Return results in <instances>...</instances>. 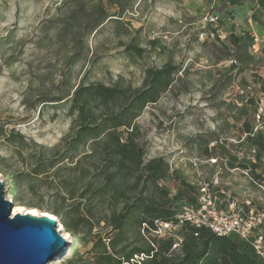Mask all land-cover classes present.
I'll use <instances>...</instances> for the list:
<instances>
[{
	"label": "rangeland",
	"instance_id": "1",
	"mask_svg": "<svg viewBox=\"0 0 264 264\" xmlns=\"http://www.w3.org/2000/svg\"><path fill=\"white\" fill-rule=\"evenodd\" d=\"M92 5L102 7L110 20L88 33ZM206 13L217 14L219 22L204 25ZM212 28L219 30L218 42L209 35ZM231 33L240 41L252 35L264 39V0H0L4 197L16 196L19 209H35L37 214L64 197V207L80 203L85 221L76 250H71L75 237L66 232L70 241L65 251L49 264L68 259L72 264H96L101 244L93 245L101 239L111 251L109 239L117 230L110 219L123 206L137 198L176 210L196 196L199 174L218 179L221 201L249 199L264 211V134L249 140L244 132L246 125L253 132L260 129L256 112L264 119V51L249 50L255 57L250 65L235 62ZM134 45L142 49L140 54L131 49ZM165 64L178 71L167 90L135 119V141L143 148V164L163 157L168 170L155 185L145 181V171L137 170L109 190V173L116 170L115 165L109 168V142L104 137L99 142L84 138L76 146L67 145L81 121L70 110L71 94L78 84L89 83L128 88L131 93L144 86L148 69ZM124 100L107 105L92 100L93 114L87 118L98 123ZM118 133L124 138V128ZM35 167L40 169L37 176L32 173ZM105 179L106 194L94 196L91 189ZM142 215L132 212L122 229L127 249L167 239L139 228ZM185 233L176 227L170 238L177 242ZM180 254L178 247L166 256Z\"/></svg>",
	"mask_w": 264,
	"mask_h": 264
},
{
	"label": "trees",
	"instance_id": "2",
	"mask_svg": "<svg viewBox=\"0 0 264 264\" xmlns=\"http://www.w3.org/2000/svg\"><path fill=\"white\" fill-rule=\"evenodd\" d=\"M89 13L93 16V20L86 26L88 33L96 32L105 21L110 20V15L99 5H92ZM113 20L118 19L114 18ZM219 20L218 16L217 23ZM65 25V22L60 23L62 28ZM211 25L208 24L207 26ZM208 32L214 41H219L220 35L217 28L208 29ZM228 40L235 49V62L250 65L255 61L254 55L249 52L252 45V36L248 40L240 41L237 35L231 33L228 36ZM131 49L137 54L142 52V49L137 45H134ZM262 50L264 51V49ZM177 71L178 68L171 64H165L160 68H150L146 71L144 86L140 89H135L131 93L128 88L119 89L102 83L78 84L74 88L71 94L70 110L76 112L81 121L76 126L67 145L76 146L84 138L99 142L101 137H104L106 142H109V148L111 149L109 153V168L116 166L115 172L109 173V190L116 189L118 187L117 184L133 177L134 172L137 170L146 172L144 179L149 185L157 184V181L165 176L168 170V163L163 157L143 164V148L135 141L137 136L135 119L149 103L156 102L159 95L167 90L171 85L172 77ZM127 92H129V95H126ZM67 96L60 97L55 101L63 100ZM121 98H125L123 103L110 114H102L98 123L92 124L87 118L89 114H93L91 112L92 106L89 105L90 101L95 100L100 104L107 105L109 102L116 104V101ZM254 116L257 119L256 121L261 123L260 129H256L253 132V127L246 125L244 132L249 140L264 134L263 115L256 112ZM120 128L125 130L124 138L118 133ZM260 149L264 151V141L260 144ZM61 158L63 159L64 156ZM32 173L37 176L40 173V169L35 167ZM90 187L91 183H88L86 190L90 189ZM107 190L108 181L105 179L101 185L92 188L90 192L94 196H99L106 194ZM13 200L16 204L19 202L16 196H13ZM58 200H60L59 205L45 210L42 209L41 211L56 216L64 230L75 237L76 241L71 246V250L74 252L78 241L82 240L77 237L79 228L83 225L85 226L84 218L80 216V203L74 201L64 207V197H58ZM194 200L195 195L183 201L181 205L192 203ZM181 205L176 210H172L151 205L136 198L133 203L123 206L120 212L110 219L111 227L117 230L116 237L109 239L111 251H107L106 245L102 243L101 239H98V243L93 245L96 248L97 244H101L99 245L101 246V251L97 257L96 264H125L129 262L133 255L141 253L147 257L135 264H262L248 244L244 242V245H241L234 239V237H237L236 235L220 236L206 228H195L187 224L181 227L186 232L184 239L182 238L181 243L178 245V247H181V254L173 258L166 256L168 251L174 250L173 244L176 242L170 237L159 240L153 239L150 245L146 247L135 246L127 249L126 245H122L124 241L122 229L125 227L126 221L132 212L145 213V215L137 219V225L139 228L142 226V230L148 232L153 227L154 220H174L175 214L179 211ZM89 230L90 225L88 224L86 231ZM195 241H200L201 245H192ZM65 264H72V260L68 259Z\"/></svg>",
	"mask_w": 264,
	"mask_h": 264
},
{
	"label": "built area",
	"instance_id": "3",
	"mask_svg": "<svg viewBox=\"0 0 264 264\" xmlns=\"http://www.w3.org/2000/svg\"><path fill=\"white\" fill-rule=\"evenodd\" d=\"M203 19L204 25L216 24L218 16L206 13ZM262 49H264V39L252 35L250 50L262 52ZM210 162L214 164L216 160L210 159ZM193 164L197 165L196 162ZM217 186V178L209 180L199 174L194 202L181 205L174 220H154L149 232L159 238H168L172 236V231L176 227L187 224L195 228H206L220 236L236 235L249 245L256 257L264 264V211L255 209L249 199L241 202L233 199L227 202L221 201L217 195L219 191ZM181 241L182 237L178 236L173 248H177ZM146 257L143 253L133 255L125 264L139 263Z\"/></svg>",
	"mask_w": 264,
	"mask_h": 264
},
{
	"label": "water",
	"instance_id": "4",
	"mask_svg": "<svg viewBox=\"0 0 264 264\" xmlns=\"http://www.w3.org/2000/svg\"><path fill=\"white\" fill-rule=\"evenodd\" d=\"M0 179V264H49L65 251L70 238L61 235L62 225L48 212L13 214L16 203L4 197Z\"/></svg>",
	"mask_w": 264,
	"mask_h": 264
},
{
	"label": "bare ground",
	"instance_id": "5",
	"mask_svg": "<svg viewBox=\"0 0 264 264\" xmlns=\"http://www.w3.org/2000/svg\"><path fill=\"white\" fill-rule=\"evenodd\" d=\"M28 212H32L33 214H35L34 216L41 215L44 213V212H40L37 214L35 209H30V210L24 211V210L19 209L16 205L13 208V214H16V213H22L23 214V213H28ZM49 215L51 216L52 220L56 219L55 216L52 215L51 213H49ZM59 231H63V236H68L67 233L62 228H60Z\"/></svg>",
	"mask_w": 264,
	"mask_h": 264
}]
</instances>
